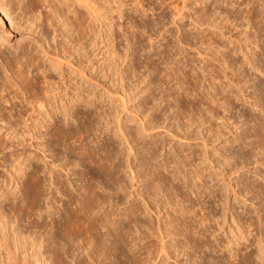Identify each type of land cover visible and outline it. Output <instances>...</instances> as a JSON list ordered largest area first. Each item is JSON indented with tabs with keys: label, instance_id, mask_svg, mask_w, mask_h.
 Returning <instances> with one entry per match:
<instances>
[{
	"label": "bare ground",
	"instance_id": "1",
	"mask_svg": "<svg viewBox=\"0 0 264 264\" xmlns=\"http://www.w3.org/2000/svg\"><path fill=\"white\" fill-rule=\"evenodd\" d=\"M204 1H206V0H204ZM182 2H183V0H182ZM224 2H225V0H224ZM250 2H251V0H250ZM250 2H248L246 4H249ZM254 2H256V1H254ZM131 3L132 4L134 3L133 9L135 11H137L138 5L141 4V0H132ZM203 3L206 4V2H203ZM176 5L171 6L175 10L174 16H175L176 20L173 18L170 22L175 25L177 30L182 31V29H185L184 25L182 23V19L184 17L183 9L184 8L186 9L187 4H184V6H181V7H178L180 5H177V6ZM41 6H43L45 8V10H44L45 13H44V15L42 14V16H44V19H42V22H44L46 24L45 25V26H47L46 28H49V26H51L54 23L60 22L61 24H59V27H56V28H63V25H64V31L66 33L72 30L71 31L72 34L73 33L77 34V37L75 36L76 40H74V42H72V44L75 46L77 45L78 51L79 50L82 51L87 46H90V47L94 46L96 44V38L98 37V34H100V29H98L95 26V22H99L100 16L102 15V14L99 15V12H100L99 9L101 7L99 8L98 2L95 0H0V39H3L2 42H3V44H5L4 46H6V44L9 45L10 39L15 35V33H16L15 31H19V29H18L19 27H22L21 28V29H23L22 32L28 31V33L24 32L25 34H27V36H25V34H24V37H23L24 40H23V42L19 43L20 45L18 44L17 46H13L10 44L9 46H10V48L11 47L13 48L12 50L11 49L10 50L9 49H3L5 47L0 49V154L1 153L3 154V155L1 154V158L3 160L0 158V164H1V162L4 164L5 159L10 160L8 163V167H9V171H10L11 169L12 170L16 169V168L18 169V167H20L22 162H24L23 167H21L19 169V171L16 169L18 171L17 174H13V173L9 174L8 173L10 175L11 179H19L20 182H22V184L24 186L22 198L19 201L12 202L9 205V208L11 210H13V213L15 212V214L18 213L20 215L22 213L21 216L23 219L26 220L28 227H33V228L38 227L44 231V235H39V237L33 235L34 233L33 232L31 233L30 231H28L26 234H23L22 231L19 229V227L14 225L15 224V218L14 217H13L14 219H12V217L6 218V215H4L2 212H0V249L1 250H7L8 260L13 259V257L16 255L15 251L19 250V248H22L24 251L27 250L28 248H30L32 250L31 252H33V250H38V253L41 254V256L43 258L42 259L43 264H47V262H49V264H164L165 260H167L171 257H174L176 264H181L179 262V260L177 259V256H178L177 254L180 253L179 247H182V248H180V250H182L181 252L182 253L184 252V255H186L185 256L186 258H184L183 261L188 260L187 258L189 257L190 254H188L189 252L187 250H189V249H190L191 255L197 254L196 252L200 253L198 255V258H197V263L194 262L196 260L192 259V260H194L193 262L196 264H207V261L210 260L211 258L213 259V261L211 259L212 262L209 261L210 263L224 264L227 261V257L230 256V255H228L229 254L228 252H230L231 256L233 257V259H232L230 256L231 261L233 260L234 264H241V263L247 262V261L250 262L252 260V259H250V257H252L251 256L252 251H250L251 249L247 252L245 251V253H243L242 251L240 252V250H239L240 248H236L234 251L233 250H229V251L227 250L228 252L227 251L226 252L228 254L227 253L226 254L228 256L226 257L225 252L223 251V249H221V245H219L220 246V248H219V246H218L219 243L217 244V243L213 242L215 237L214 238L212 237V239L210 238L211 236H213L212 232H210V229H212V227H211L212 225H210V222H209V220L211 221V217H212L211 215L212 214L209 215L210 213L208 214V212H207V214L209 215L208 216L207 214H205V212L200 214L199 212H197L199 210H196V211L194 210L195 205L199 206L201 204H202L201 205L202 207L201 206L200 207L202 208V210L204 209V207L206 206L205 204L207 203V201L205 200V197L208 195L207 190L204 189L206 187V184L203 182V179L205 177L203 176V174L201 175L198 172V170L196 169V166L194 165V161H195L194 157L195 156L198 158L200 157L199 163L201 162V158H202V156H200L201 153H199V152L196 153V150H193V149L188 150V151L181 154L182 157H185L184 159H182L181 156H179V154L176 152H175L176 156L174 154H170V149H173L174 151H176L174 149L173 144L170 142L171 141L170 140L169 144H168L170 146V148L167 151L168 155L163 156L164 162L163 163L154 162V160L157 159L159 156L158 143L157 142H159V144L163 145L164 138H163V136L160 135V133H155V132L150 133V132L152 130H154L156 127H159L161 125L159 118H161L162 115L161 116L158 115L159 117H157V118L154 116L153 118L149 119L148 123L141 120L142 122H140V125H141L140 131L138 132V130L135 129L133 131V133L132 132L130 133L128 130H126L127 129L126 128L127 127L126 120L123 121V119L120 118V116H118V118L116 116H112L111 111H110V113L107 112L106 109H104V107L102 105L94 106L93 109L92 108L88 109L87 106H88L90 101H86L85 97L83 96L85 89H83V88L79 89L78 87L76 88V90L77 89L78 90L77 91L75 90L76 96L75 97L70 96L71 98H70V100H68L69 103L70 104L72 103V104H71V106L69 105L70 107L67 110L65 109L66 110L65 116H63L64 113H62L61 114L62 117L59 116L58 114L57 115L59 117L58 116L53 117V116L48 115V114H50L49 112L46 113L47 111H45L46 110L45 108H46L47 102L49 101L48 100L49 99V91L53 90L57 84L56 82H58L57 80L54 82L55 78L53 80V78H52L53 74H52V71L50 72V70L52 69V67H55V69L59 70L60 76L63 77L64 76L63 71L65 69L63 70V65H62V62L60 61L59 49H57L56 46L54 47V49H52L51 47H50L51 49H49L50 45H47L48 41H49V40H47V36L45 37V36H43V34H41V36L38 39H34L35 37L34 38L31 37L33 35L31 32L32 26L34 24H36V22L39 18H41L40 17L41 16V11H40L41 9H39V7H41ZM140 6L142 7L143 5L141 4ZM248 6H250L249 7L250 10L248 9L250 12H251V10H255L254 14L250 15V16H252L253 19H257L260 15L264 16V15H262V14H264V8L260 9V8H262V6L258 5V6H260V8L258 6H257L258 8H256V3L254 4L253 7H252V3H250ZM204 7H206V5ZM80 8H85L87 10L86 14H88L87 16H90L89 26H88V24L86 25V19H87L86 14H85V12H81ZM202 9H199V10H202ZM16 10H19V18H17V19H19L18 22H16L17 19L14 20L17 16L16 17L14 16L15 18L13 17L12 19H10L11 13L15 12ZM101 12H102V10H101ZM250 12H248V13L251 14ZM195 13H197V12H195ZM248 13H246L247 17L251 18L250 16H248ZM9 15H10V17H9ZM120 15H121V13H120ZM199 17H202V16H199ZM107 18H109V17H107ZM190 19H191V17H190ZM21 20H23L22 24L20 23ZM209 20H210V18H209ZM261 20H263V19H261ZM193 21H197V16L194 20H192V23H193ZM206 21H207V18H206ZM251 21H253V20H251ZM258 21H260V20H258ZM158 22H156V23H158ZM99 23H102V22L100 21ZM215 23H213V24L215 25ZM40 25H41V23H40ZM210 25H212V24H210ZM201 26H202V24H201ZM36 27H40V26L37 25ZM173 30H171V36H172ZM203 30H205V29H203ZM168 31H169V29H168ZM60 32H57V33H60ZM62 32H63V30H62ZM222 32H220V34ZM255 32H258V31H255ZM131 34L133 35V33H131ZM237 34H239V32ZM181 35H183V34H181ZM209 36L207 35L206 38H208ZM246 37L248 39L247 35H246ZM246 37H245V39H246ZM252 37H251V39H252ZM178 38H179V36H177V39ZM242 38L238 37L237 41L240 44L239 45L240 49L246 50L245 48L247 47V45L244 44L246 42L242 43L241 40L244 41V39H242ZM259 38H260V36H259ZM84 39H86V40L84 41ZM126 39H125V41H126ZM202 39L200 37V40H202ZM210 39H211V37H210ZM253 40H255V39H253ZM220 41L222 42L221 39H220ZM229 41H230V39H229ZM134 42H136L138 44L134 45L133 51H136L138 48H141L143 45L140 37L139 38L135 37ZM178 42L183 43L186 47L190 44V42L188 43L186 41L184 36L183 37L180 36V38L178 39ZM208 42H209V39H208ZM208 42H207V44H208ZM217 42L218 41H216V43ZM232 42H234L235 44H233ZM250 42H251V40H250ZM254 42H256V41H254ZM249 43H248V45H249ZM62 44H63V49H65V48L70 49V47L66 46L67 44L64 41H62ZM195 44L196 43H194V45ZM213 44H212V46H213ZM229 44L230 45L232 44V46L227 44V48H228L227 53L229 52L231 54L235 50L236 51L238 50V49H236L238 46L236 45L235 40L234 41L231 40ZM0 45H2V44L0 43ZM221 45H219V46H221ZM170 46H172V43H170L169 40H166V42L163 44L162 50L157 54L158 58L161 60V62H164L165 64L167 63L166 62V59H167L166 50ZM174 46H176V45H174ZM182 46H181V48H182ZM219 46L216 45L214 47H215V49H217V48H219ZM150 47H153V44H151ZM179 47H180V44H179ZM186 47H183V49L179 50V52L178 51L176 52V53H179L180 56H182L181 58L171 60V64H170L171 66L168 67V70L169 69L170 70L167 74H165V78H167V81H165V87L163 90H161L162 96H160L159 99L161 100L163 97H165L166 99H168L169 97H172V101L169 102V100H168V102L166 103V108L170 109L171 111H174L173 110L174 107H176L177 110H182V111H184L185 108L191 109V112L184 113L182 116L176 117L177 121H179V120L182 121L183 127L185 129H187L189 126H191L196 121L195 117H194V116H196V114L197 115L199 114V117L203 116V115H201V114H203V111H206L207 116L209 114V117H207L208 119L205 117L207 120L202 117V121H201L202 124L205 123L206 121H210V123H212L213 122L212 120H216L219 117L222 119H224V118L230 119L231 114L229 113L230 110L228 107L229 106L232 107L233 102H234L233 99L236 98V96H239L237 94H234L235 92L236 93L238 92L235 90V88H238V90H240L242 93L243 89H244V88H242V86H244V85H240L239 83L245 76L250 77V75L249 76L245 75L242 77V74L245 71V69L242 66L241 68L244 70L243 71L239 70L240 72L238 71L237 68H240V66L239 67L237 66L238 60L235 59V57L231 56V58L228 59V61H227V59L226 60L224 59L223 65L225 67H226V64H228L227 67L229 68V64H231V63L237 67L236 68L237 71H236L235 68H232L230 65V67L232 69H234V72L236 71L235 74L230 73L231 75H233V77L237 76L236 77L237 82L235 83V85L232 84L233 86H235V88L233 89L230 87V89H228V91L227 90L224 91L225 88H222V87H223V84L225 87V84L227 82H225V81L222 82L221 79H222V77L224 79V77H226L229 73H226L227 71H225V70H227V69H225V67L222 65V63H221L222 61L220 63L223 67L219 71H217V73L214 70L216 74H214L213 70L211 71V67H210V70H208V71L213 72V76H210L211 77L210 80H207L208 74H206V71H207L206 66L209 65L208 61H211V60L215 61L214 59L215 58L217 59L220 56L219 57H218V55L212 56L213 55V53H212L213 49H212L211 53L209 52L210 50L208 51L210 53V56H212V57L209 56L208 52H204V51L200 52L198 50V53L201 56L200 57L201 62H203L202 65L200 64L201 66L199 67V69H200V73H199L196 70L194 71V68H191V66H192L191 63L194 61V59L192 57L187 56L188 53L186 52V50L190 46H188L187 48ZM197 47L198 46H196V48ZM206 47H208V45H206ZM225 47H226V43H225ZM243 47H245V48H243ZM129 48H130L129 41H127L126 45L122 48V53H123L122 54L123 56L121 55L122 57H124V58L127 57ZM220 48L222 49V46ZM227 48H225V49H227ZM66 49H65V51H66ZM76 49H74V50L70 49L71 54H69V55L72 56V54L74 53V51H76ZM199 49H200V47H199ZM203 49L205 51H207L205 49V47L200 49V50H203ZM215 49H214V51H216ZM7 50L9 51L8 53H7ZM133 51L130 52L131 57L133 56ZM236 51H235V53H236ZM214 53L216 54V52H214ZM250 53L253 54L252 52H250ZM199 54H197V55L199 56ZM218 54L221 55L220 52ZM244 55H245L246 59L244 57V61L243 60L242 61L245 63V60H246L247 63L252 65L253 61H252V58L249 57L250 55L248 56L246 51L244 52ZM83 56H84V53H83ZM227 56H229V55L227 54ZM43 57L45 58V61H47V63H45V64H44L43 59H42ZM61 57H62V55H61ZM66 57H67V55H66ZM241 57H242V55H241ZM223 58H224V56H223ZM221 59L219 58V60H221ZM242 59H243V57H242ZM263 59H264V57H263ZM242 61H240V62H242ZM214 63L217 64L218 62H214ZM50 65H51V67H50ZM166 65H168V63ZM221 65L218 64V67ZM130 67H131L132 72L135 73L134 65L132 64V65H130ZM219 68H217V69H219ZM261 68H262V66H261ZM55 69H54V71H55ZM77 69H79V68H77ZM80 70H81V73L84 72L82 69H80ZM177 71H182V72L184 71L182 73L183 74L182 78H180L181 75L179 76ZM247 71H245L244 74H246ZM261 71H263V70L261 69ZM81 73H79V74H81ZM240 75H241V77H240ZM228 77L230 78V75ZM233 77H232V79L235 80ZM252 77H254V76H251L250 79ZM245 78L243 79L244 81H245ZM161 79H157V83H159V81L161 82ZM232 79L229 80L227 78V80H229L231 83H234ZM253 79H255V77ZM257 79H259V78H257ZM171 80L173 81V83H170ZM183 80H185V82ZM259 80H261V79H259ZM217 81H218V83H217ZM203 82H205L206 87L203 86L204 85ZM230 82H229V84H230ZM148 83L150 84V82L147 81V84ZM253 83H255V81ZM260 83L261 84L258 83L256 85L255 84H253V85L254 86L258 85L256 87V90L257 89L261 90L262 93L259 94V92H258V94H259L258 96H257V92L255 94V91L254 92L251 91L252 92L251 95L249 93L250 96L253 95L255 97V101L252 98L251 99V100H253L252 106L250 105V108L247 107V108H249V110H247L248 112H245V111L241 112V115L244 116V118L246 120L253 122V125H251V128L247 133L254 135L257 138H261L263 140L264 139V83L263 82H260ZM188 84H190L189 89L191 91H193V93H194L193 94L194 99L192 101H190V100L186 101L185 100L186 96L188 95L187 94L188 93L187 92V85ZM201 84H203V85H201ZM137 86H138V83L135 85V87H137ZM144 86H145L144 88H142V89L140 88L138 93H142L143 91L148 89L147 85H144ZM226 86H227V84H226ZM56 87H58V86H56ZM253 88H255V87H253ZM73 89H75V88H73ZM244 95H245V93H244ZM218 96H220L221 98H219ZM156 97L153 94L151 95V97H149V95L142 96L144 106H146L149 102L152 104V106H156L157 104H159L160 100L156 99ZM239 98L241 101H243L242 97H239ZM220 99L222 100V102H218V100L221 101ZM244 99H245V97H244ZM249 99L246 98V103H248V104L252 103V102L248 101ZM257 102H259V103H257ZM260 102H261V104H260ZM246 103L244 104V102H243L244 106L246 105ZM257 104H260L262 106V107L260 106L261 109L259 108V110H257L258 109ZM255 105H256V108H254ZM81 106L85 107V108L84 109L81 108L83 110V112L81 114L79 113V115H78V113L76 112V109L81 107ZM260 110H261V112H260ZM221 111H223V112H221ZM227 111H228V114H224V112H227ZM221 113H222V116L220 115ZM44 114H47L49 116L48 117L49 123L47 124V122H46V124L44 125L45 130L42 131L41 127H37V126H38V122L41 119H42V121L45 122V118H46L45 116L46 115L44 116ZM51 115H53L52 112H51ZM110 115L112 117H110ZM104 116L105 117L109 116L110 118H113L114 119L113 122L115 124H117L115 131L114 132L112 131L113 136H111V137H114V136L117 137V132H120L122 137L125 138L126 144L130 143L131 139H133V141L140 139V137L138 136L139 134H143V133L145 134V132L150 133L149 139L147 141H144L143 143L141 142L142 143L141 147L138 148V151L136 150L137 154L135 153V157H134V159L136 160L135 163L134 164L132 163L133 164L132 165L129 161H127L131 165H129V163H128L129 166H126V167L128 168L127 170H128L132 179L138 178L140 176L139 171L143 172V170H145V172H148L147 177H149V182L147 184L145 183L146 185L144 184L145 185L144 191H145L146 196L152 200L158 201L159 199H157V196L158 197L161 196L158 194L163 193V198H164L165 203H166L164 208H166V206L168 204H171V203H172V205H170L169 207L174 206V205L178 206V208L173 207V209L171 207V209L175 212V215L173 214L174 215L173 218H171V217L170 218L168 217L169 219L162 218L164 216H162L163 214L160 213V209L157 208L158 209L157 210V209L152 208L151 207L152 203L147 204L148 200L146 201V199H148V198H145L144 196H143L142 201H145L144 204L147 205L146 211H147V209H149V211L151 210L150 211V213H151L152 210L153 211L157 210V211H155L158 213L157 216L155 217L157 223H155V221L151 218V215H150V217H148L149 215L145 216V206L146 205L143 208V206L141 205L142 203L140 204V203L136 202L135 200H132L131 202L129 201V205H126V203H128V201L126 200L125 203L122 205L123 207H121L122 212L120 210H116L115 208H113L116 206V208L118 209L119 206L121 205V202H123V200L125 199V195L113 194L114 193L113 191L116 190V192H118V193H120L121 191H124V190H122V188L125 185L124 180L122 178V174H125L123 171L126 167H124L122 160H123V158H125V156L127 157V155L129 153L127 154V152H126L127 155H125L123 157H121L120 154L118 155V152L121 151V148H123V147L120 148L121 143H122L120 140L116 141V144L112 141H107V142L104 141L105 143H103V144H100V143L96 144V142H95V144H90L91 142H90V140H88V138L90 137V135L92 133H95L94 131H97L98 125L100 123H101L100 125H102L101 120H102V118H104ZM51 117H53L52 122L50 121ZM79 117H81L83 119V121H81V124L80 125L76 124V126L74 128H69V121H71L72 123H75ZM46 120H47V118H46ZM20 123L22 124V127L19 126ZM212 124H214V123H212ZM223 125H224V123H223ZM212 126H214V125L210 124L208 126V130H212L213 129ZM105 127H106V124H105ZM162 127H164V126L162 125ZM216 127H217V129L215 128L216 130H218V129L222 130V128H221L222 125H217ZM181 129H182V127H179V125H178L174 131L170 130L172 133L171 137L173 139L180 137L179 134L176 132H179V131L181 132ZM218 132L221 133L222 131H218ZM244 133H246V132H244ZM181 134H182L183 139H188V140L190 139L185 134V132H183ZM246 134L243 135V137H245ZM44 135L49 136L48 137L49 138V154L51 156V157L49 156L50 157L49 161L52 158L51 164L53 165V166H50L51 171H49V173L50 174L52 173L53 176L56 175V177L54 176L55 178L52 179V180H54V184H52V185H55V183H56L58 186L57 185H55V186L58 187L59 191L58 190L56 191L57 188L55 189V191L57 193H60V195H62L63 197H65V198L62 197L64 199V201H62V203H61V208L56 206L53 209L54 211H52V210L49 211V220H48L49 223H47L48 221L47 222L42 221V220L40 221L38 218L35 217L36 211H37L36 207L38 204H40L39 202L43 200L42 196L45 195V189L42 186L43 180L38 173L39 170L36 167V165H34L32 162L33 158L31 157V151L27 152L26 146L23 144L24 143L23 141L25 140V137H27V136H29L30 139L31 138H33V139L37 138L38 139L39 137H44ZM128 135H130L132 137L130 140L128 138ZM144 136L145 135H143V137ZM134 137H136V139H134ZM237 137H239V135ZM135 142H137V141H135ZM203 143H204L203 145L207 146V144H205V141H203ZM40 144L41 143H38V146H40ZM238 144H240V143H238ZM38 146L36 145V147H38ZM130 146L131 145H128L127 147H130ZM136 147H138V146L136 145ZM245 147L246 146H244V148ZM60 148L63 152V156L65 155L64 156L65 161L63 160L64 159L63 158L61 161L62 162L64 161V162L63 163L61 162V164H59L60 165V167H59L56 164L54 155L55 154L58 155L57 153H55V150H56V152H58L59 151L58 149H60ZM131 148H133V147H131ZM247 148H248V151H244L243 148H239L241 150L239 152H237L236 156L243 157L245 155L247 157L249 156V158H250L251 156H253L254 154L257 153V152L255 153V150H257L256 149L257 145H255V144L252 145V143H250ZM6 149L8 150L7 153L5 152ZM20 149H23L24 151L19 152ZM39 149H43V148H39ZM205 149L206 150L204 151V153H205V156H207L208 148L206 147ZM129 151L131 153L132 150L130 149ZM64 152H65V154H64ZM177 154H178V156H177ZM69 155L75 156L77 160L75 161L74 160L75 157H74L73 160L75 162L72 161L71 159L68 158ZM72 156H70V157H72ZM233 156L235 158V154ZM55 157H57V156H55ZM66 157H67V159H66ZM116 157H118L117 161H116ZM43 158H45V157L43 156ZM129 159L130 158H128L127 160H129ZM180 159H182V162ZM224 159H226V158L224 157ZM124 160H126V159H124ZM133 160H132V162H133ZM237 160H238V158H237ZM177 161H179L183 164L182 168L184 169V171H182V172H184V173H182L175 166L177 164ZM239 161H240V159H239ZM171 163H172V165L168 166V164H171ZM76 164L80 165L82 168L81 170L79 169L80 170L79 172L77 171L78 173L73 171V172H75L74 174L77 176L76 179L70 178V177L66 178L67 174L65 175V177H63L64 174L61 175L62 174L60 172L61 169L66 170L68 167L70 169V166L75 167V166H77ZM241 164H243V163H241ZM230 165H231V167L229 170L232 173H235L239 170V168L237 169V167H235L232 163H230ZM55 166L59 167V169L56 168L58 171L57 174H54V173H56V171H55L56 169H53V167H55ZM167 166L170 168H168ZM185 167H189V170L188 169L186 170ZM138 169H141V170H138ZM7 171H8V169H7ZM65 172H67V170ZM255 173H258V172H255ZM2 176L3 175L0 174V185L4 181ZM208 176L210 177V175H208ZM50 177L52 178V176L49 175V178ZM68 178H70L72 180H69ZM248 178L249 177H247V183L251 187H249V189L248 188L247 189L250 190V188H252L251 190H253L254 188H257V190L259 192H261L264 196V183L257 181V180H253V179L250 180L251 178H249V179ZM191 179H194L195 182L191 183L190 182ZM255 179H257V178H255ZM77 180L80 182L78 185H77V183H75ZM242 182H245V181H242ZM52 188H54V187H51V189ZM74 190H78V191L81 190V191H80V193L77 192L76 195H74V193H73ZM5 192L6 191H0V198L3 197ZM255 192H256V189H255ZM142 193H144V192H142ZM256 194H258V192ZM57 195H59V194H57ZM60 195H59V197H60ZM140 195H141L140 197H142V194H140ZM178 196H180L181 198L178 199L177 198ZM211 197L214 198L213 196H211ZM14 198L15 197H13V199ZM263 198L264 197H262V200H264ZM141 199L142 198H140V200ZM58 200H62V199L59 198ZM58 200H57V198L54 199L53 203L55 204L56 201H58ZM164 200L162 203H164ZM0 201H1V199H0ZM1 203L2 202H0V204ZM153 203L155 204V202H153ZM156 203H157V206L160 207L161 202L159 201ZM221 204H222V202H221ZM221 204H219V205H221ZM203 205H205V206H203ZM155 206H156V204H155ZM49 207H51L50 204H49ZM206 207H208V206H206ZM223 207H224V204H223ZM223 207H221V206L219 207V208H222V210L221 209L218 210L219 213H220V211L221 212L223 211ZM52 208H53V206H52ZM191 208H192V210H191ZM210 208H211V206H210ZM217 208H215V209H217ZM215 209H213V210H215ZM202 210L200 209V211H202ZM206 210L207 209H205V211ZM214 212L216 213V211H214ZM223 212H222V214H223ZM198 213L200 214V217H198V219H197ZM211 213H212V211H211ZM222 214H220L221 220L223 218ZM154 215H156V214L154 213ZM168 215L169 214H167L166 217ZM217 216L218 215L216 214V217ZM240 217L238 216V218H240ZM194 218L197 219L199 224H202V225H200V226H202L201 232L200 231L198 232L195 229L197 227L196 225L198 223L195 221V223H197V224L196 225L194 224V220H196ZM207 218L209 220H207ZM212 218H215V216L213 215ZM161 219L165 220V221H163L164 223H162ZM215 219L218 220V218H215ZM215 219H212V221L214 220L216 223ZM236 219H237V217H236ZM221 220H220V222H221ZM258 222H260V224L264 230V219L262 218V216L260 218V221H258ZM251 224H255V222L254 223L251 222ZM239 226H241V225H239ZM239 229H240L239 231L241 232L242 231L241 227ZM193 231H195V232H193ZM211 231H213V230H211ZM262 232L264 233V231H261V234H263ZM197 233H198V235L196 236ZM242 233H243V231H242ZM255 234L257 235V233H255ZM171 235L172 236L175 235V237L178 236V238H179V236H181L182 238H180L179 241L172 243L169 239L170 238L169 236H171ZM246 235H247V233H246ZM246 235L244 233V236H242L243 239L247 238V237H245ZM248 235H250L249 230H248ZM42 237H43V239H42ZM44 237H45V239H44ZM257 237H258V235L256 236V238ZM260 237H262V240H260V241H263V244H264V235H262ZM174 239L177 240V238H174ZM174 239H173V241H175ZM45 240H46V242H45ZM215 241H216V238H215ZM257 241L259 242L258 239H257ZM231 242L233 243V240H230V243ZM188 246L190 247L189 249H188ZM222 247L225 250L226 244L222 245ZM246 247H247V245H246ZM41 248H43L42 252L40 251ZM185 248L187 250L183 251V249H185ZM206 249L208 251L220 250L222 252H219V254L218 253L216 254L214 252L212 254L214 256V258H213V257H208L206 255L208 253ZM205 250L207 253H205ZM177 251H179V253ZM208 254H210V253H208ZM214 254H216V256ZM23 256H26V254H23ZM263 256H264V254H263ZM196 257H197V255H196ZM25 258L26 257L21 258V259L26 260ZM190 259L191 258L189 257V261H190ZM156 260H158V262H156ZM188 263H190V262H188ZM261 263L264 264V259L261 261ZM191 264H192V261H191ZM250 264H251V262H250ZM252 264H254V263H252Z\"/></svg>",
	"mask_w": 264,
	"mask_h": 264
},
{
	"label": "rangeland",
	"instance_id": "2",
	"mask_svg": "<svg viewBox=\"0 0 264 264\" xmlns=\"http://www.w3.org/2000/svg\"><path fill=\"white\" fill-rule=\"evenodd\" d=\"M95 1L98 2L99 8L101 7L100 9L99 8L98 9L100 10L99 15L102 14L100 16L101 20L99 19V22L101 21L102 23L95 22V26L98 29H100V34H98V37L96 38V44L94 46H92L93 48L90 46H87L82 51H80V50L78 51L77 45L75 46L72 44V42H74V40H76L75 38L77 37V34H75V33L72 34V32H71L72 30L66 33L64 31V25H63V28H56V27H59V24H61L60 22L54 23L51 26H49V28H46L47 27V26H45L46 24L44 22H42V19H44V16H42V14L44 15L45 8L43 6L39 7V9H41L40 10L41 11V16H40L41 18H39L37 20L36 24H34L32 26L31 32L33 35L31 37H33V38L35 37L34 39H38L41 36V34H43V36H45V37L47 36V40H49L47 45H50L49 49H51V48L54 49L55 46L57 49H59L60 61L62 62L63 70L65 69L63 71L64 72L63 77L60 76L59 70L55 69V67H52V69L50 70V72L52 71V74L54 75V76L52 75L53 80L55 78L54 82L56 80L58 81V82H56L57 83L56 86H58V87L55 86V88L53 90L49 91V99H48L49 101L47 102V105L45 108L46 109L45 111H47L46 113L49 112L50 114H48V115L53 116V117L58 116V115L62 117V115H61L62 113H64L63 116H65V111L72 104V103L70 104L68 100H70V98L72 96H74V97L76 96V91L78 90V89L76 90V88L78 87L79 89L80 88L85 89L83 96L85 97L86 101H90L88 106H87L88 109L89 108L93 109L94 106L102 105L104 107V109H106L107 112L110 113V111H111L112 116H116L117 118H118V116H120V118H122L123 121L126 120V125H127L126 130H128L130 133L131 132L133 133V131L135 129H137L138 132L140 131V128H141L140 122H142L141 120L148 123L149 119L153 118L154 116L157 118V117L162 115L161 118H159L160 119L159 121L161 122V125H160L161 127L160 126L156 127L154 130H152L150 132V133H153V132L160 133V135L163 136V138H164L163 145H161V144H159V142H157L158 143L159 156L157 159L154 160V162H157V163L158 162H160V163L164 162L163 156L168 155L167 151L170 148V146L168 145L170 140H171L170 142L174 146V149L176 150V151H174L173 149H170V154L175 155L176 153H178L179 156H181V158L184 159L185 157H182L181 154L188 151V150L193 149V150H196V153H198V152L201 153L200 154V156H202L201 162L199 163L200 157L198 158L196 156L194 157L195 161L194 160L193 161H194V165L196 166V169L198 170V172L201 175L203 174V176L205 177L203 179V182L206 184V187L204 189L207 190V193H208V195L205 197V200L207 201V203L205 205L208 207L203 205L206 208L204 207V209L202 210V208H201L202 204L199 206L195 205L196 207L194 206V210L195 211L199 210L197 212H199L200 214H202L203 212H205V214H207V212H208V214L210 213L209 215L212 214L211 215L212 217L214 215L215 218H218V220H217V219L211 217V221L207 218V220H209V222H210V225H212L211 226L212 229H210V232H212L213 236H211L212 235L211 234L210 238L211 239H212V237L216 238V241L214 238L213 242H215L217 244L219 243L218 246L221 245V249H223L225 254L229 250L234 251L236 248H240L239 249L240 252L242 251L243 253H245V251L247 252L251 249L250 250V251H252L251 252L252 257H250V259H252L250 261L251 264L252 263L262 264L261 261L264 259V256H263L264 244H263V241H260V240H262V237H260V236L264 235L263 232H262L263 234H261V231H264V230H263L260 222H258V221H260L261 216L264 219V200H262V197H264V196L261 192H259L257 190V188H254L253 190H251L252 188H250V190H248L249 187H251V186H249V184L247 183V177L251 178L250 180L253 179V180H257V181L264 183V139L262 140L261 138H257L254 135L247 133L250 130L251 125H253V122L246 120L244 118V116L241 115V112H244V111L248 112L247 110H249L250 105L252 106V104H253V100H251V99L253 98L255 101V97L253 95H252L253 97L250 96L252 92L255 91V94L257 92V96L260 93H262L261 90H258V89H257L258 91L256 90V87L258 85L254 86L253 84H255V85L258 83L261 84L260 82L264 83V77H263L264 76V66H263L264 65V59H263V57H264V37H263L264 36V16L260 15L257 19H253L252 16H250V15H253L255 10H251V12H250L249 11L250 6H248V5L250 3H252V7H253L254 4L256 3V8H258V7L260 8V6H262V8H260V9H263L264 8V0H259V1L258 0H253V1L251 0V2H250V0H248V1L247 0H225V2H224V0H206V1L201 0L202 2L200 0H187V1L183 0V2H182V0H141V4L143 6L141 7L140 6L141 4H139L137 11H135L133 9L134 3L133 4L131 3L132 0L131 1L130 0H95ZM254 1H256V2H254ZM203 2H206V4ZM248 2H250V3L246 4ZM176 4L180 5L178 7H181V6H184V4H187L186 9L185 8L183 9L184 17L182 19V23H183L185 29H182V31L177 30L175 25L170 22L173 18L176 20V18L174 16L175 10L173 9V7H171V6L176 5ZM204 4L206 5V7H204L205 6ZM258 5H260V6H258ZM199 9H202V10H199ZM80 10H81V12H85V14L87 13L86 12L87 10L85 8H80ZM101 10H102V12H101ZM195 12H197V13H195ZM248 12H250L251 14H249ZM120 13H121V15H120ZM246 13H248V16H250L251 18H248ZM87 15L88 14H86V17H87L86 25L88 24V26H89L90 16H87ZM262 15H264V14H262ZM14 16L15 17L17 16V17L15 18ZM196 16H197V21H193V23H192V20H194L196 18ZM199 16H202V17H199ZM9 17H10V15H9ZM13 17L15 18L14 20L19 18V10H16L15 12L11 13L10 19H12ZM107 17H109V18H107ZM190 17H191V19H190ZM206 18H207V21H206ZM209 18H210V20H209ZM261 19H263V20H261ZM18 20L19 19H17L16 22H18ZM251 20H253V21H251ZM258 20H260V21H258ZM22 22H23V20H21L20 23L22 24ZM156 22H158V23H156ZM40 23H41V25H40ZM213 23H215L216 26ZM201 24H202V26H201ZM210 24H212L213 26ZM37 25L40 27H36ZM21 28L22 27H19L18 28L19 31H15L16 33L10 39L9 45L11 44L13 46H17L19 43L23 42L24 34L28 33V31H24L25 32L24 33V32H22L23 29H21ZM168 29H169V31H168ZM203 29H205V30H203ZM62 30H63V32H62ZM171 30H173V33H174V34L172 33V36H171ZM255 31H258V32H255ZM57 32H60V33H57ZM220 32H222V33L220 34ZM238 32H239V34H237ZM131 33H133V35ZM180 33L183 35H181ZM207 35L208 36L210 35V36L208 38H206ZM246 35L248 36V39H247ZM25 36H27V34H25ZM134 36L138 37V38L140 37V39L142 40V44H143L142 47L138 48L136 51H133L134 45H137L138 43L134 42L135 41ZM177 36H179V38H180V36L181 37L184 36L186 41L188 43L190 42V44L188 45L190 47L187 46L188 47L187 48L183 43H179L178 42L179 38L177 39ZM259 36H260V38H259ZM200 37H201V39L202 38L203 39L200 40ZM210 37H211V39H210ZM238 37L239 38L243 37L242 39H244V41L243 40H241V41H242V43L246 42L244 44L247 45V47L246 48L243 47L246 50L240 49V47H239L240 44L237 41ZM245 37H246V39H245ZM251 37H252V39H251ZM86 39H84V41ZM125 39H126V41H125ZM208 39H209V42H208ZM220 39L222 40V42L220 41ZM229 39H230V41L231 40L236 41V45L238 46L236 48L238 50L237 51L235 50L236 53H235V51L232 52L231 54L229 52L227 53V51H228L227 44L230 45ZM253 39H255V40H253ZM166 40H169L170 43H172V46H170L166 50V55H167L166 62L168 63V65H166L167 63L165 64L164 62H161V60L158 58V55H157L162 50L163 44L166 42ZM250 40H251V42H250ZM2 41H3V39H0V43L2 44V45H0V47H1L0 49H2L3 47H5L3 49H9V50L13 49L12 47L10 48V46L7 44H6V46H4L5 44H3ZM62 41H64L67 44L66 46L70 47V49L74 50L77 48L76 51H74V53L72 54V56L69 55V54H71L70 49L65 48L66 51H65V49H63ZM127 41H129L130 48H129L127 57L124 58V57H122L123 56L122 55L123 54L122 48L126 45ZM216 41H218V42L216 43ZM254 41H256V42H254ZM207 42H208V44H207ZM194 43H196V44L194 45ZM199 43L201 45L202 44L203 45L201 46ZM225 43H226V47H225ZM232 43L235 44L234 42H232ZM248 43H249V45H248ZM151 44H153V47H150ZM179 44H180V47H179ZM212 44H213V46H212ZM174 45H176V46H174ZM206 45H208V47H206ZM216 45L217 46L221 45L222 49L220 48L221 46H219L220 49L219 48H217L218 50L215 49L214 46H216ZM181 46H182V48H181ZM196 46H198V47L196 48ZM230 46H232V44ZM183 47L187 48V50L184 48L186 50V52L188 53L187 56L192 57L194 59V61L191 63V65H192L191 68H194V71L196 70L199 73H200L199 67L202 65L203 62H201V59H200L201 56L198 53V50L200 52L201 51L208 52L210 50L209 52L211 53V51L213 49V51H212L213 55L212 54L211 55L212 56L218 55V57L220 56L219 57L220 59L222 58L221 60H219V58H217V59L215 58L214 59L215 61H213V60L208 61L209 65L206 66L207 67L206 70L207 71L210 70V67H211V71L215 70L216 73H217V71H219L224 66L223 65L224 59L225 60L227 59V61H228V59H230L231 56L235 57V59H237L238 61L239 60L244 61V57H245L244 52L246 51L247 55L248 56L250 55L249 57L252 58V61H253L252 65L253 66L251 64L247 63L246 60H245V63L243 61L242 62L239 61L240 63L237 61V63H238L237 66L238 67L240 66V68H237L231 62H230L231 64H229V68L227 67L228 64H226V67L224 66L225 69H227V70H225V71H227L226 73H229L226 77H224V79H223V77L221 79L222 82H224V81L227 82L226 83L227 86L225 84V87H224V84L222 83L223 84L222 88H225L224 91H226V90L228 91V89H230V87L233 89L235 88V86H233L232 84L235 85V83L237 82V80H236L237 76L235 75L236 77H233V75H231V74H235L237 69H238V71L239 70L243 71L244 69H245V71L248 70L246 72V74H244L245 71L243 72L244 75L241 73L242 77L245 75H247V76L250 75V77L251 76L255 77V79H253L254 77H252L250 79V77L245 76L247 79L244 77L245 81L243 80L244 78L242 79L243 81L242 80L240 81L239 84L244 85V86H242V88L245 89V90L243 89V92L245 93V95L243 92L241 93V91L238 90V88H235V90L238 91L239 93L238 92L236 93L234 91L235 92L234 94H237L239 96H236V98L233 99L234 102H233L232 107H230V106L228 107L230 110L229 113L231 114L230 119L224 118L225 119L224 120V119L219 117L216 120H212L213 121L212 123H214V124L210 123V121H206L205 123L202 124V122H201L202 117L203 118L209 117V114L207 116L206 111H203V114H201L203 116L199 117V114L198 115L196 114V116H194L196 121L191 126H189L187 129H185L183 127L182 121L181 120L177 121L176 117L182 116L184 113L191 112V109L185 108L184 111H182V110H177V108L174 107L173 108L174 111H171L170 109L166 108V103L168 102V100H169V102L172 101V97H169L168 99H166L165 97H163L161 100L159 99V97L162 96L161 90L164 89L165 81H167V78H165V74H167L170 70V69L168 70V67L171 66L170 65L171 60L172 59H179L182 57V56H180L179 53H176V52L177 51L179 52V50L183 49ZM199 47H200V49L205 47V49L207 51H205L204 49L200 50ZM224 47L227 49H225ZM214 49L216 51H214ZM131 51H133L132 57L130 54ZM218 51L221 53V55L218 54L219 53ZM8 52L9 51L7 50V53ZM214 52H216V54ZM250 52H252L253 54H251ZM83 53H84V56H83ZM210 53H209V56H210ZM197 54H199V56ZM227 54L229 56H227ZM61 55H62V57H61ZM66 55H67V57H66ZM222 55L224 56V58ZM241 55H242L243 59H242ZM212 56H210V57H212ZM42 59H43L44 64L47 63V61H45L44 57ZM245 59H246V57H245ZM214 62H218V63L216 64ZM220 62L222 63L223 66L221 65ZM132 64L135 67V73H133L131 70L130 65H132ZM218 64L221 65V66H219L220 68L218 67ZM230 65L232 68H235V70H236L235 72H234V69H232L230 67ZM242 66L244 67V69L241 68ZM261 66H262V68H261ZM50 67H51V65H50ZM77 68H79V69H77ZM217 68H219V69H217ZM54 69H55V71H54ZM80 69H82L84 71V72H82L83 74L81 73ZM261 69L263 71H261ZM207 71H206V74H208V76H209L208 77L206 75L207 80H210L211 79L210 76H213V72H211V71L207 72ZM215 71H214V74H216ZM183 72L177 71L179 76L181 75L180 78H182ZM79 73H81V74H79ZM229 75H230V78L228 77ZM232 77L236 81L233 80ZM240 77H241V75H240ZM227 78L229 80L232 79L234 83H231L229 80H227ZM257 78L261 79L262 81L257 79ZM157 79H161V82L159 81L160 84L157 83ZM147 81L150 82V84L149 83L147 84ZM183 81L185 82V80H183ZM228 81L230 82V84ZM254 81H255V83H253ZM137 83H138V86L135 87V85ZM170 83H173V81L171 80ZM203 83H204V85L203 84H201V85L206 87L205 82H203ZM217 83H218V81H217ZM144 85H147L148 89L143 91L142 93H138L140 88L142 89L145 87ZM189 87H190V84L187 85V92H188L187 94L188 95L185 98L186 101H189V100L192 101L194 99V95H193L194 93H193V91H191L189 89ZM253 87H255V88H253ZM73 88H75V89H73ZM258 92H259V94H258ZM249 93H250V95H249ZM152 94L155 97L157 96L156 99L160 100L159 104H157L156 106H152V104L149 102L146 106H144L142 96L149 95V97H151ZM218 97L221 98L220 96H218ZM239 97H242L243 101H241ZM244 97H245V99H244ZM248 97L249 98L251 97V98L249 99ZM246 98L249 99L248 101H250L252 103H250V104L246 103ZM218 102H222V100L221 101L218 100ZM243 102H244V104L246 103L245 106H244ZM257 103H259V102H257ZM260 104H261V102H260ZM260 104H257V106H258L257 110H259V108L261 109L262 106ZM247 107H249V108H247ZM81 108L84 109L85 107L81 106V107L76 109V112L78 113V115H79V113L81 114L83 112V110ZM254 108H256V105L254 106ZM50 111L52 112L53 115H51ZM221 112H223V111H221ZM260 112H261V110H260ZM224 114H228V111L224 112ZM48 115L44 114V116L47 118V120L45 118V122L42 121V119L38 122L37 127H41L42 131L45 130L44 125L46 124V122H47V124L49 123V120H48L49 116ZM220 115L222 116V113ZM112 116L110 115V117H112ZM53 117L50 118L51 122H52ZM110 117L104 116V118H102V120H101L102 125H100L101 124L100 123L98 125L97 131H94L95 133H92L90 135V137L88 138V140H90V142H91L90 144H95V142H96V144L97 143L103 144V143H105L104 141H106V142L112 141L116 144V141L120 140L122 142L120 148L121 147H123V148H121V151L118 152V155L120 154V156L123 157L129 153L127 155V157L125 156V158H123V160H122L124 167L129 166L132 163L134 164L136 161L134 159L135 153L137 154L138 148L141 147V145L144 141H147L149 139L150 133L145 132V134L144 133L139 134L138 136L140 137V139L135 140L137 142L133 141V139H131L132 137L130 135H128V138H129V140L131 139L130 140L131 142L127 143V144L131 145V146L127 147L128 145L125 142L126 140L124 137H122L120 132H117V137L116 136L111 137V136H113L112 133L115 131L117 124H115L113 122L114 119L110 118ZM81 121H83V119L81 117H79L75 123H72L71 121H69V128H74L76 126V124L80 125ZM223 123H224V125H223ZM105 124H106V127H105ZM210 124L214 125V126H212L213 127L212 130H208V126ZM216 124L222 125V127H221L222 130H220V129L216 130L217 129ZM162 125L164 127H162ZM178 125H179V127H182L181 132L180 131L176 132L179 134L180 137L173 139L171 137L172 133L170 130L174 131ZM19 126L22 127V124L20 123ZM218 131H222L223 133L222 132L219 133ZM183 132H185V134L190 138L189 140L182 138L181 133H183ZM244 132H246L247 134ZM245 134H246V136L243 137V135H245ZM143 135H145V136L143 137ZM238 135L240 138L237 137ZM48 137H49L48 135H44V137H39L38 139L37 138H34V139L31 138L30 139V137L27 136V137H25V140L23 141L24 142L23 144L26 146L27 152L31 151V157L33 158L32 162L38 168V170H39L38 173L43 180L42 186L45 189V195L42 196L43 200L40 201L39 202L40 204H38L36 207L37 211H36L35 217L38 218L40 221L42 220L45 222H47L49 220V211L50 210L54 211L53 209L56 206L61 208V203H62V201H64L63 198H65L62 195H60V193L56 192L58 190V187H57L58 185L56 183H55V185H57V186L52 185V184H54V180H52V179H54L56 177V175H54L55 176L54 177L52 173L51 174L49 173V171H51L50 166H53V165L51 164L52 158L49 161V158L51 156L49 154V138ZM134 139H136V137H134ZM203 141H205V144H207V146L203 145L204 144ZM38 143H41L40 146H38ZM238 143H240V144H238ZM248 143L249 144L252 143V145L253 144L257 145V148H256L257 150H255V153L256 152L257 153L254 154L253 156H251L250 158H249V156L247 157L245 155L244 156L246 158L244 156L243 157L236 156L237 152H239L241 150L239 148H243L244 151H248V148H247L249 145ZM36 145L38 147H36ZM136 145L138 147H136ZM244 146H246V147L244 148ZM131 147H133V148H131ZM206 147L208 148V152H207L208 157L205 156V153H204V151L206 150L205 149ZM39 148H43V149H39ZM130 149L132 150L131 153L129 151ZM58 150L57 151L59 153L56 152V150H55V153H57L60 157L55 154L54 158H55L57 166L60 167L59 164H61V162H62L61 160L64 158L65 155L63 156V152H62L61 148ZM23 151H24L23 149H20L19 152H23ZM5 152L7 153L8 150L6 149ZM126 152H127V154H126ZM1 154H0V158H1ZM64 154H65V152H64ZM178 154H177V156H178ZM234 154H235L236 159L233 156ZM43 156L45 158H43ZM55 156H57V157H55ZM70 156H72V155H69L68 158L71 159L72 161L77 160L75 156H72V157H70ZM74 157H75V159L73 160ZM224 157L226 159H224ZM128 158H130V159L127 160ZM237 158H238V160H237ZM66 159H67V157H66ZM124 159H126V160H124ZM182 159H180L181 162H182ZM239 159H240V161H239ZM63 160L65 161V158ZM117 160H118V157H116V161ZM132 160H133V162H132ZM9 161L10 160L5 159L6 164L5 163L3 164L2 162H1L2 165L0 164V174L3 175L2 177L4 179L3 183L0 185V191H6L7 192V193L5 192L3 197L0 198L1 199L0 202H2L0 204V212H2L4 215H6V218L7 217L8 218L12 217V219L15 218V224L14 225L19 227V229L22 231L23 234H26L28 231H30L31 233L32 232L34 233L33 235L38 236V237H39V235H44V231L42 229H40L38 227L37 228L28 227L26 220L23 219L21 216L22 213L20 215L18 213L15 214V212L13 213V210H11L9 208V205L12 202L19 201L22 198L23 191H24V188H23L24 186H23L22 182H20L19 179H11V177L9 175L10 173L17 174L19 169L21 167H23L24 162H22V164L20 165V167H18V169L16 168L18 171L16 169H13V170L11 169L9 171V167H8ZM127 161H129L131 164ZM181 162L177 161V164L175 166L182 172V171H184V169L182 168L183 164ZM128 163H129V165H128ZM230 163H232L235 167H237V169L239 168V170L235 173H232L229 170L231 167ZM241 163H243V164H241ZM76 165L77 166H75V167L70 166V169L68 167L66 169L68 173L65 172L66 171L65 169H61V171H60L62 173L61 175L64 174L63 177H65V175L67 174L66 178L70 177V178L76 179L77 176L74 173L75 172L78 173L82 169L80 165H78V164H76ZM171 165H172V163L168 164V166H171ZM59 167L55 166V167H53V169H56V168L59 169ZM168 168H170V167H168ZM7 169H8V171H7ZM57 169L55 170L56 173H54V174L58 173ZM127 169L128 168L126 167L123 171L125 174H122V178H123L124 184H125L124 187L122 188V190H124V191H121L120 193L116 192V190L113 191L114 192L113 194L125 195V199L123 200V202H121V205L119 206V208L117 209L115 205H114L115 207H113L116 210H120V211L122 210L121 207H123L122 205L125 203L126 200L128 201V203H126V205H129V201L131 202L132 200H135L136 202H138L140 204L142 203L141 205L144 208V206L146 204H144L145 201H142L143 196L145 198H148L145 194V191H144L145 185L149 182V177H147L148 172H145V170H143V172L139 171L140 176L138 178L132 179ZM185 169L189 170V167H185ZM138 170H141V169H138ZM73 171H75V172H73ZM255 172H258V173H255ZM182 173H184V172H182ZM49 175L52 176V178L51 177L49 178ZM208 175H210V177ZM70 178H68V179L72 180ZM255 178H257V179H255ZM242 181H245V182H242ZM190 182L194 183L195 180L191 179ZM75 183H77V185H78L80 182L77 180ZM49 185L50 186L52 185L51 187H54V188L51 189V187ZM55 189H56V191H55ZM255 189H256V192H255ZM49 190L50 191L52 190V191L50 192ZM80 191L81 190H79V191L74 190L73 193H74V195H76V193L77 192L80 193ZM142 192H144V193H142ZM257 192H258V194H256ZM57 194H59L60 197ZM140 194H142V197H140L141 196ZM158 195L162 196V197L157 196V199H159L158 201H155V200L148 198V199H146V201L148 200L147 204L152 203L151 204L152 208H154V209L159 208L160 213L163 214V215L162 214L161 215L164 216L162 218H165V219L166 218L169 219L170 217L173 218L175 215V212L172 209H173V207L178 208V206H176V205L171 206L172 207V209H171V207H169L170 205H172V203H171V204H168L166 206V208H164L166 203H165V200L163 198V193L158 194ZM211 196H213L214 198H212ZM13 197H15V198L13 199ZM56 198H57V200L59 198H61L62 200H58L54 204L53 202H54V199H56ZM140 198H142V199L140 200ZM177 198L179 199L181 197L178 196ZM163 200H164V203H162ZM159 201L162 204V205L160 204V207L157 206V203H156ZM153 202H155L157 207L155 206V204ZM221 202H222V204H221ZM49 204L51 207H49ZM219 204H221V205H219ZM223 204H224V207H223ZM52 206H53V208H52ZM210 206H211V208H210ZM218 206L223 207V211H224V212L222 211L223 214L221 211L219 213L218 210H220V209L222 210V208H219ZM146 207H147V205L145 206V216L149 215L148 217H150V215H151V218L155 221V223H157L155 217L157 216L158 213L155 211H157L158 209L155 211L152 210V212L150 213L151 210L149 211V209H147V211H146ZM212 208L213 209L217 208V209L213 210ZM200 209L202 211H200ZM205 209H207V210L205 211ZM191 210H192V208H191ZM211 211H212V213H211ZM214 211H216V213ZM154 213L156 215H154ZM199 213H198L199 216L197 215V219H198V217H200ZM167 214H169V215L166 217ZM216 214L218 215L217 217H216ZM220 214L223 215L222 220H221ZM238 216L239 217L241 216V217L238 218ZM236 217H237V219H236ZM194 219H196V218H194ZM197 219L194 220L195 225L198 223ZM212 219H215L216 223L214 220L212 221ZM161 220H162V223H164L163 221H165V220L164 219H161ZM220 220H221V222H220ZM195 221L197 223H195ZM251 222H253V223L255 222L256 225L251 224ZM47 223H49V221ZM198 224L196 225L197 227L195 229L198 232L199 231L201 232L202 226H200V225H202V224H199V225ZM238 224L241 226H239ZM240 227H241L243 233H242V231L241 232L239 231ZM247 229L249 230L250 235H248ZM211 230H213V231H211ZM193 232H195V231H193ZM244 233H245V235L247 233L248 236L246 235L245 237H247V238L243 239L242 236H244ZM255 233H257V235H258L257 238H256L257 235ZM197 235H198V233L196 234V236ZM169 237L168 238L170 239V241L172 243L179 241L180 238H182L181 236H179V238H178V236L175 237V235H173V236L171 235ZM174 238H177V240H175ZM42 239H43V237H42ZM44 239H45V237H44ZM173 239L175 241H173ZM257 239L259 240V242L257 241ZM230 240H233V243L232 242L230 243ZM45 242H46V240H45ZM224 243L226 244L225 250L222 247V245H225ZM246 245H247V247H246ZM180 248H182V247H179L180 253H179V251H177L179 253V254H177L178 255L177 259L179 260V262L181 264H187L188 262H190L188 264H191V261H192V264L194 262L197 263V258H198V255L200 253L196 252L197 254L191 255L189 246H188L189 250H187L186 248L183 249V251L187 250L189 252L188 254H190L189 257L191 258L189 261V257H188L187 258L188 260H186L187 261L186 262L185 260L183 261V259L186 258L185 257L186 255H184V252L183 253L181 252L182 250H180ZM219 248H220V246H219ZM42 249L43 248L40 249L41 252L43 251ZM206 250H205V253L208 252L211 254L210 255L207 253L206 255L208 257H213V258H214V256L212 254L214 252L216 254L217 253L219 254V252H222L220 250H218V251H208L207 250V252H206ZM31 251L32 250L30 248H28L25 251L22 248H19V250L15 251L16 255L13 257V259L8 260L7 250H1L0 249V264H43V261H42L43 258L41 256V254L38 253V250H33V252H31ZM228 253L227 254L231 256L230 252H228ZM23 254H26V256H23ZM216 254H214V255L216 256ZM227 254H226V257L228 256ZM196 255H197V257H196ZM230 256L227 257V261L225 262L226 264H234L233 260L231 261V258L233 259V257L231 256V258H230ZM24 257H26L25 258L26 260L21 259ZM192 259H194L196 261H194ZM211 259L207 261V264H209L210 262L213 261V259H212V261H211ZM156 262H158V260H156ZM250 262L247 261V262H243L241 264H245V263L250 264ZM174 263H175L174 257H171V258L165 260V262H164V264H174ZM196 263H194V264H196ZM47 264H49V262H47ZM210 264H213V263H210Z\"/></svg>",
	"mask_w": 264,
	"mask_h": 264
}]
</instances>
